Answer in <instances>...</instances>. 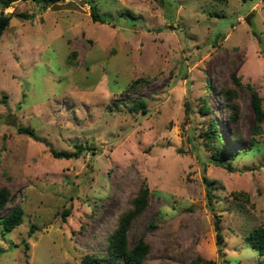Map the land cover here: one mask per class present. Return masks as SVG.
I'll list each match as a JSON object with an SVG mask.
<instances>
[{
	"label": "rangeland",
	"instance_id": "1",
	"mask_svg": "<svg viewBox=\"0 0 264 264\" xmlns=\"http://www.w3.org/2000/svg\"><path fill=\"white\" fill-rule=\"evenodd\" d=\"M95 3L105 21L87 0L0 6L12 12L0 35V186L10 192L0 216L24 208L20 224L0 226V264H79L103 252L142 186L145 205L127 237L149 244L144 264H264L244 237L264 224V120L254 133L247 85L264 108V0ZM224 89L234 91L235 121ZM138 98L146 113L128 109ZM209 117L239 147L231 171L209 160ZM76 143L91 147L70 157L49 150Z\"/></svg>",
	"mask_w": 264,
	"mask_h": 264
},
{
	"label": "trees",
	"instance_id": "2",
	"mask_svg": "<svg viewBox=\"0 0 264 264\" xmlns=\"http://www.w3.org/2000/svg\"><path fill=\"white\" fill-rule=\"evenodd\" d=\"M16 0H0V6L7 7ZM36 3H40L42 6L57 2L58 0H32ZM90 6V13L94 20L105 21V16L100 14L95 3V0H87ZM19 16H30L24 13H18ZM12 16V12H0V35L6 28L9 19ZM261 39V38H260ZM68 62L70 61L68 57ZM236 82L240 83V78L233 75ZM141 79H135L131 81L126 87L127 89H134L137 87V82ZM250 89L251 103L254 111V120L252 130L254 133H258L261 130V122L264 120V108L261 104V98L257 94L256 90L247 84ZM225 104L229 108V119L235 121L238 117V105L234 102L233 95L234 91L232 89H224ZM188 108V104H186ZM130 111H141L142 113L147 112L145 101L141 98L135 99L128 106ZM201 113H208L210 111L208 103L202 99L199 106ZM217 122L213 117H209L207 128L201 133L204 138L205 145L211 149L209 155V160L219 166H222L228 171L233 169L230 157L239 151V147H228L222 137L221 132L217 129ZM17 131L29 135L30 137L40 140L41 137L37 135L29 125H18ZM238 135L235 134L234 138ZM75 150L73 152L68 150H57L55 148H50V153L54 157H70L78 156L82 150L90 149L91 146L76 143L74 145ZM211 182H206V194L208 198V203H211V198L213 194L211 192ZM148 192L147 186H142L138 192V195L132 199V203L135 205L132 213L122 216L115 229L111 232L108 237L107 247L103 252H92L85 254L79 264H144V259L149 251V244L144 240L143 236H139L136 242L129 244L127 237V229L129 228L133 218L136 217V213L140 211L145 205L146 195ZM10 198V192L5 186H0V210L4 209L8 200ZM64 212H68L67 209ZM24 208L21 204L17 203L13 205L7 212L0 216V226L2 230L10 231L15 226L20 224L23 220ZM136 214V215H135ZM213 225L215 229V242L220 249V245L223 241V235L219 226V217L216 215L213 220ZM34 224L31 225L30 230L32 231ZM245 239L250 243V245L257 250L260 254H264V224L255 226L251 228L246 234ZM25 243V248L27 247ZM213 264L212 259H203L201 257H196L190 261V264Z\"/></svg>",
	"mask_w": 264,
	"mask_h": 264
}]
</instances>
